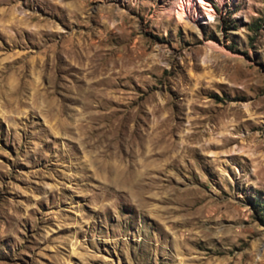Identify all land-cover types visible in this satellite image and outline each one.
<instances>
[{
    "label": "rangeland",
    "instance_id": "obj_1",
    "mask_svg": "<svg viewBox=\"0 0 264 264\" xmlns=\"http://www.w3.org/2000/svg\"><path fill=\"white\" fill-rule=\"evenodd\" d=\"M180 2L0 0V264H264V0Z\"/></svg>",
    "mask_w": 264,
    "mask_h": 264
},
{
    "label": "bare ground",
    "instance_id": "obj_2",
    "mask_svg": "<svg viewBox=\"0 0 264 264\" xmlns=\"http://www.w3.org/2000/svg\"><path fill=\"white\" fill-rule=\"evenodd\" d=\"M180 3L181 4H179L177 9V18L182 19V16H185L186 18L191 20V23L193 22V24H196L197 22H199V10L197 8H199L200 6H202L201 8L204 10L205 15L208 18H210L211 16V11L209 12L210 9L205 8L206 0H181ZM198 4H200L199 7H197Z\"/></svg>",
    "mask_w": 264,
    "mask_h": 264
}]
</instances>
